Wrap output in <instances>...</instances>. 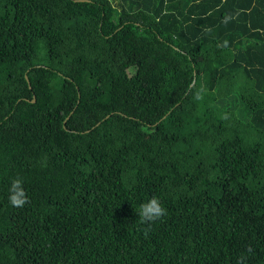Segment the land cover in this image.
Listing matches in <instances>:
<instances>
[{"label":"trees","instance_id":"16d2710c","mask_svg":"<svg viewBox=\"0 0 264 264\" xmlns=\"http://www.w3.org/2000/svg\"><path fill=\"white\" fill-rule=\"evenodd\" d=\"M0 264H264V0H0Z\"/></svg>","mask_w":264,"mask_h":264},{"label":"water","instance_id":"95a60500","mask_svg":"<svg viewBox=\"0 0 264 264\" xmlns=\"http://www.w3.org/2000/svg\"><path fill=\"white\" fill-rule=\"evenodd\" d=\"M26 78H27V76H26Z\"/></svg>","mask_w":264,"mask_h":264}]
</instances>
